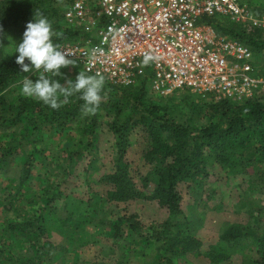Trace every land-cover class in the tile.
<instances>
[{"label": "trees", "instance_id": "trees-1", "mask_svg": "<svg viewBox=\"0 0 264 264\" xmlns=\"http://www.w3.org/2000/svg\"><path fill=\"white\" fill-rule=\"evenodd\" d=\"M249 8L256 14L264 13L263 1L258 0V4L251 3ZM37 12L43 13L51 21L53 29L59 33V37L54 39L55 44L77 38L78 34L76 30L78 27L66 22L64 7H58L54 1H0V29H2L0 30V129L4 133V127L13 128L11 133L0 134V140H10L11 145L7 148L1 147L5 154L0 152V164L9 163L14 159L12 155L16 154L18 149H22L27 144L31 145L32 151L29 152L30 156L23 160L22 174L18 179L17 185L21 189L27 182L33 161L38 157L36 154L40 155L46 148L45 140H42L44 135L40 134L39 127L45 125L50 132L61 133L65 123L80 121L82 125L79 127V139L74 142L75 139L70 138L72 144L61 152L64 156L57 151L52 153L55 159L60 158L61 155L60 163L63 167L59 175L54 170L52 175L62 178V171L70 175L74 158L79 154H74L75 149H78L80 145L90 146L92 139L97 137L96 127L101 118L99 112L103 111L104 115L110 116L107 126L114 139V150L112 169L101 178L108 186L106 196L102 200L104 203H127L138 199L153 200L167 210L168 217L157 226L146 229L139 224L133 214L111 220L105 219V215L97 218L101 217L99 220L102 225H108V234L113 241L117 242L124 236L126 239L122 242L124 245L128 243L126 245L153 246L155 254L148 264H174L172 260L174 256L187 252L198 254L201 242L194 237L189 224L181 220L180 227L177 224L179 228L174 226L176 224L174 220L176 217L179 219L182 214L181 196L177 186L180 183H187L190 189L199 192L201 185L208 182L211 174L209 168L213 165L218 164L221 168L236 173L240 163L246 165L255 160L264 161V94L260 92L240 101L213 100L185 89L182 95L185 106L169 105L166 101L162 102L163 96L153 99L148 94L150 72L147 69L148 75L143 77L136 86H115L104 81L102 101L97 112L90 116L82 115L83 102L78 94L70 97L68 103L63 104L59 109H51L42 102L22 95L9 98L6 91L15 85L22 84L21 78L27 75L22 73L20 66L15 63V45L21 40L26 23L32 20ZM201 21L210 24L218 35L237 38L251 49L255 58L252 62L253 68L254 65L261 67L263 70L261 77L264 78V31L249 24L232 23L223 16L203 17ZM65 24L69 27L67 28ZM69 66L62 69L64 76L53 77V79H58L61 83L69 79L67 72ZM255 76L258 75L255 74ZM32 79L35 80L36 77L32 76ZM118 91H122L123 96L115 98ZM106 93L110 95L107 96ZM183 108L186 109L185 112ZM134 130L139 131L145 138L141 158L149 170L141 177L143 187H148L150 179H154L153 187L148 194L139 192L135 188L130 168L125 161L126 148ZM14 134H20V139H11ZM39 147L40 151H38ZM247 150L250 153H247L245 162L241 161L242 155ZM35 152L37 153L34 154ZM6 168L7 166L3 174L7 172ZM61 184L62 180L55 187L58 188ZM44 194L48 195L46 199H43L44 206L42 207L43 204L40 207L32 206L29 210L31 214L28 213L29 218H23V221H9L8 229L11 232L15 231L20 235L21 230L18 227H23L24 230L26 229L23 236L26 237L28 233H31L34 240H38L39 236L44 234L45 228L39 225L43 217H39L37 211H45L49 206L50 210L57 212L52 203L60 196L57 191L52 190L45 191ZM2 199L6 201L7 198L2 195ZM12 202L10 201L5 208L14 213L13 220H16L23 214V209L11 207ZM257 211L264 212L263 202L260 203ZM259 213L254 217L255 213L249 210L248 217L252 223L245 226L227 225L219 233L218 241L211 244L204 252L203 256L208 263L223 264L232 256V253L238 251L243 255L241 263L238 264H264V227H260ZM67 218L72 220V216ZM124 225L127 226L125 232L122 229ZM101 233L105 234L107 231L104 229ZM5 241L3 239L4 244ZM35 243L36 241L30 246H34ZM251 244L254 246L255 255H244V246ZM2 245L0 243V247ZM116 246L120 247V245ZM30 248L31 258L25 259L22 264H31L33 261L32 264H40L39 250L35 247ZM7 260L11 258L8 257Z\"/></svg>", "mask_w": 264, "mask_h": 264}, {"label": "rangeland", "instance_id": "rangeland-1", "mask_svg": "<svg viewBox=\"0 0 264 264\" xmlns=\"http://www.w3.org/2000/svg\"><path fill=\"white\" fill-rule=\"evenodd\" d=\"M51 1L56 2L58 7H64L66 10L70 0ZM242 1L248 6L251 3L258 4V0ZM259 1L264 3V0ZM65 26L69 27L68 24ZM76 30L80 32L79 28ZM67 70L69 79L75 77L79 71H83L80 65H71ZM254 72L259 77L263 75L261 67L256 65H254ZM147 75L146 71L139 74L134 83L129 86L138 85ZM25 76L32 78L35 75L34 73H27ZM20 88L21 84L11 87L6 91L7 96L15 98L21 95ZM184 92V90H178L161 98L158 97L160 95L148 89V94L153 99L161 98L162 102L166 101L169 105L176 104L182 107L185 106L182 98ZM260 92L264 94V89ZM116 93L115 98L123 96L122 91ZM108 95L110 94L108 93ZM99 115L101 118H99L100 121L96 127L97 137L92 139L90 146L80 145L78 149H75L78 152L75 151L74 154H79L74 158L70 175L63 171L62 178L60 176L56 178L52 175V170L58 174L63 168L60 163L61 155L60 158L55 159L52 157V153L57 151L64 156V153L61 152L64 148L68 149L69 145L72 144L70 138L73 137L74 142L79 139V127L82 125L80 121L65 123L61 133L50 132L45 125L39 127L40 134L44 135L42 140H45L46 148L40 155L36 154L37 152L34 153L38 157L33 161V167L30 169L28 179H26L27 182L21 189L17 185L18 179L22 174V162L32 151L31 145L27 144L22 149H18L17 153L12 155L14 159L9 163L0 164V243L3 244L0 247V251L3 253V257H0V264H13L15 262L22 264L25 259L31 258L30 247L39 250L40 264H148L152 261L155 254L153 246L126 245L128 243L124 245L122 243L123 240L124 242L126 240L124 236L115 242L108 234V225H102L99 220L101 217L97 218L105 215V219L111 220L115 217H127L133 214L139 224L146 229L157 226L168 217L167 210L153 200L138 199L127 203H104L102 199L106 196L108 186L101 178L112 169L114 139L107 126V122L110 121L109 114L104 115L103 111H100ZM4 130L5 132L2 133L0 129V134L13 132L11 126L4 127ZM14 135L11 139H20V134ZM9 142L10 140L7 139L0 140V152L2 154L4 151L2 152L1 147L11 146ZM144 142L145 138L142 134L134 130L126 148L125 161L130 168L135 188L139 192L148 194L153 187L154 179H150L148 187H143L141 177L149 170L141 158ZM40 150L39 147L38 151ZM247 153L250 152L247 150L242 155L241 161L245 162ZM238 165L236 173H231L218 164L211 166L208 182L201 185L199 192L190 189L187 183H180L177 186V191L181 196L182 214L179 219L176 217L174 226L179 228L181 220L185 224H189L194 237L200 240L201 245L198 254L187 252L172 257L174 264H209L203 254L211 244L218 241L219 233L229 224L245 226L252 223L248 217L249 210L255 213L254 217L259 213L258 207L261 202L264 203V161L257 162L255 160L250 164L240 163ZM5 166H7V172L3 174ZM241 168L244 169L240 170ZM61 180V186L56 188L55 185ZM50 190L57 191L60 196L52 203L57 212L50 210L49 206H46L45 211H37L39 217H43L39 225L45 228L44 234H41L38 240H34L31 233H28L26 237L23 236L26 230L23 227H18L21 230L20 235L15 231L11 232L8 229L9 221H23V218H29L28 213L31 214L29 210L32 206L40 207L44 203L43 199L48 197L44 194L45 191ZM2 195L7 198L6 201H3ZM10 201H13L11 207L23 209V214L16 220H13L14 213L5 208ZM67 216H72V220H68ZM258 217L260 227L263 228L264 212L259 213ZM172 219L174 218L172 217ZM126 228L127 226L124 225L123 232L127 230ZM104 229L107 231L105 234L101 233ZM3 239L6 240L5 244ZM34 241H36L34 246H30ZM114 243H118L116 245H120V247ZM244 247V255H255L252 244ZM8 257L11 260L8 261ZM242 257V252L237 251L232 253V256L223 264L241 263Z\"/></svg>", "mask_w": 264, "mask_h": 264}, {"label": "built area", "instance_id": "built-area-1", "mask_svg": "<svg viewBox=\"0 0 264 264\" xmlns=\"http://www.w3.org/2000/svg\"><path fill=\"white\" fill-rule=\"evenodd\" d=\"M215 16L264 31V13L242 0H72L64 18L80 32L58 45L111 85L129 86L149 69V89L160 96L187 89L213 100L252 97L264 89L253 52L201 21ZM146 54L156 59L145 65Z\"/></svg>", "mask_w": 264, "mask_h": 264}, {"label": "clouds", "instance_id": "clouds-1", "mask_svg": "<svg viewBox=\"0 0 264 264\" xmlns=\"http://www.w3.org/2000/svg\"><path fill=\"white\" fill-rule=\"evenodd\" d=\"M58 37L59 33L43 13H35L33 19L26 23L22 38L15 45V63L20 66L22 73H34L36 79L24 76L20 94L42 102L51 109H59L68 103L70 97L78 94L83 102L82 115H94L103 98L104 78L79 71L75 79H65L64 83L53 79L64 76L62 69L76 64L68 58L64 49L54 43ZM154 59L151 54H146L143 64L147 65Z\"/></svg>", "mask_w": 264, "mask_h": 264}, {"label": "crops", "instance_id": "crops-1", "mask_svg": "<svg viewBox=\"0 0 264 264\" xmlns=\"http://www.w3.org/2000/svg\"><path fill=\"white\" fill-rule=\"evenodd\" d=\"M248 6V5H247ZM249 7V6H248Z\"/></svg>", "mask_w": 264, "mask_h": 264}]
</instances>
